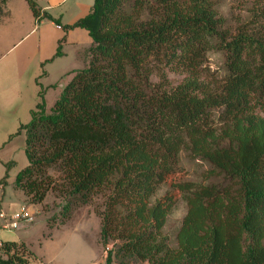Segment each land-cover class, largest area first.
<instances>
[{"label":"trees","instance_id":"1","mask_svg":"<svg viewBox=\"0 0 264 264\" xmlns=\"http://www.w3.org/2000/svg\"><path fill=\"white\" fill-rule=\"evenodd\" d=\"M22 1L38 22L58 24ZM254 16L258 26L229 31L213 0H93L66 28L90 38L87 66L48 113L39 93L19 127L27 166L15 189L30 205L54 190L73 208L101 196L105 264H264V5ZM214 50L225 70L216 85L202 71ZM181 152L219 183L171 185L186 205L172 247L163 230L173 199H153ZM29 256L23 244L0 245V264Z\"/></svg>","mask_w":264,"mask_h":264},{"label":"rangeland","instance_id":"2","mask_svg":"<svg viewBox=\"0 0 264 264\" xmlns=\"http://www.w3.org/2000/svg\"><path fill=\"white\" fill-rule=\"evenodd\" d=\"M40 1L37 0V3ZM213 1L227 30L233 31L247 24L250 27L258 26L254 15L264 5V0ZM85 57L88 62V54ZM202 71L211 84L220 83L225 76L223 53L216 50L208 52ZM167 78L173 87L181 80V77L172 74H168ZM50 100L51 96H48V102ZM48 111L45 108V112ZM29 120L30 114L19 113L10 117L0 115V206L7 214L16 213L19 208L25 207L31 217L29 221L20 220L15 230L0 231V243L14 241L23 244L30 253L27 264H105V252L111 249V245L104 249L99 241L100 221L96 212L103 209L101 196H93L88 205L73 208L72 198L54 190L47 193L40 205H30L15 189L13 183L16 174L27 166L25 136L23 131H19L18 125ZM7 164L9 170L5 176L4 166ZM209 170L207 164L181 152L177 172L168 178L166 184L161 185L154 196L153 200L168 194L173 199V207L163 230L172 247L186 214V205L180 193L171 185L183 182L203 185L219 183L218 178H209Z\"/></svg>","mask_w":264,"mask_h":264},{"label":"crops","instance_id":"3","mask_svg":"<svg viewBox=\"0 0 264 264\" xmlns=\"http://www.w3.org/2000/svg\"><path fill=\"white\" fill-rule=\"evenodd\" d=\"M58 24L35 20L22 0H7L0 17V115L30 114L40 102L50 108L72 73L87 66L91 40L66 29L85 17L93 0L34 1ZM43 2V4H41ZM60 56L53 59L57 46ZM48 96H51L48 102ZM27 123H20L18 128ZM14 242V241H7ZM17 243V242H15ZM103 259V257H102Z\"/></svg>","mask_w":264,"mask_h":264},{"label":"built area","instance_id":"4","mask_svg":"<svg viewBox=\"0 0 264 264\" xmlns=\"http://www.w3.org/2000/svg\"><path fill=\"white\" fill-rule=\"evenodd\" d=\"M28 214L29 213L25 207L19 208L16 213L7 214L2 210L0 206V231L15 230L20 220L29 221L31 219L30 215Z\"/></svg>","mask_w":264,"mask_h":264}]
</instances>
